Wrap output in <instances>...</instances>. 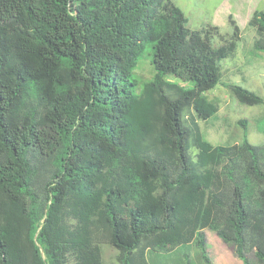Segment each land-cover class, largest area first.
<instances>
[{"label":"trees","instance_id":"obj_1","mask_svg":"<svg viewBox=\"0 0 264 264\" xmlns=\"http://www.w3.org/2000/svg\"><path fill=\"white\" fill-rule=\"evenodd\" d=\"M228 21L224 39L173 0H0V264H104L102 244L119 264L188 245L212 264L205 230L264 264V144L214 147L198 125L241 41ZM250 25L264 52V14Z\"/></svg>","mask_w":264,"mask_h":264},{"label":"rangeland","instance_id":"obj_2","mask_svg":"<svg viewBox=\"0 0 264 264\" xmlns=\"http://www.w3.org/2000/svg\"><path fill=\"white\" fill-rule=\"evenodd\" d=\"M187 19V26L192 30H205L209 26L218 28L219 35L229 39L232 27L228 18L236 22L240 29L241 41L234 55L220 62L221 79L219 84L205 93V97L217 105L216 115L206 122L199 121L198 125L204 139L214 147L239 145L244 139L253 146L264 144V105H241L230 93L229 86L242 87L264 100V52L255 48L259 39L255 27L250 25L254 12L264 14V0H173ZM212 44L218 47L223 44L219 36H213ZM149 51L140 58L133 75L138 87L150 81L154 71L150 65ZM170 81L186 86L173 79ZM194 116L192 110L184 113V120L189 123ZM191 149V156L196 154ZM103 263L119 264L118 251L107 244L101 245ZM231 249V248H230ZM150 264H203L199 251L194 245L180 247L170 253L147 252ZM255 262L253 255L249 256Z\"/></svg>","mask_w":264,"mask_h":264},{"label":"crops","instance_id":"obj_3","mask_svg":"<svg viewBox=\"0 0 264 264\" xmlns=\"http://www.w3.org/2000/svg\"><path fill=\"white\" fill-rule=\"evenodd\" d=\"M205 238L207 256L212 264H243L215 233L205 230ZM176 264H182V261L178 260Z\"/></svg>","mask_w":264,"mask_h":264}]
</instances>
